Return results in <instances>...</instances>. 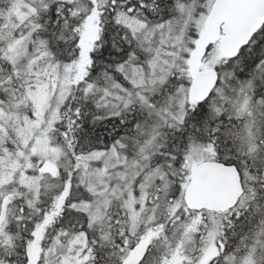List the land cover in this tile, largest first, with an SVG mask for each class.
Instances as JSON below:
<instances>
[{"label":"snow or ice","instance_id":"snow-or-ice-1","mask_svg":"<svg viewBox=\"0 0 264 264\" xmlns=\"http://www.w3.org/2000/svg\"><path fill=\"white\" fill-rule=\"evenodd\" d=\"M0 264H264V0H0Z\"/></svg>","mask_w":264,"mask_h":264}]
</instances>
